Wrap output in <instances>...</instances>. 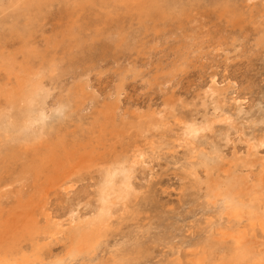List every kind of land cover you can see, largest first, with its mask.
<instances>
[{
	"label": "rangeland",
	"instance_id": "rangeland-1",
	"mask_svg": "<svg viewBox=\"0 0 264 264\" xmlns=\"http://www.w3.org/2000/svg\"><path fill=\"white\" fill-rule=\"evenodd\" d=\"M175 1L182 4V10L172 19L139 20L123 11L115 19H107L109 22H100L99 31L111 32V38L98 35L83 54L74 53L71 60L61 63L62 77L52 84L45 80L50 90L48 107L72 95L61 126L68 141H87L103 122L101 112L114 107L115 124L122 133L119 142L113 140L115 151H131L137 145L149 154L145 163L136 168L132 180L138 197L114 208L110 234L103 235L98 247L88 254L91 261L86 260V264H264V231H259L258 223L253 228L247 221L251 212L264 211V183L258 184L264 162V45L257 44L262 27L257 30L260 20H255L264 2H248L249 6L256 5L251 11L245 6L250 14L234 26L220 15L218 0ZM69 17L62 5L52 4L41 30L30 40L35 45L29 42L30 45L36 46L38 53L51 50L61 57L64 47L52 50L48 42L55 46L61 39L72 24ZM84 17L81 15V19ZM4 41V56L14 55V66L23 62L29 43L24 48L18 39ZM14 78L15 73L0 60V85L11 84ZM84 82L87 88L79 91L78 85ZM211 92L219 98L217 108ZM167 103L176 105L174 111ZM140 117H149L153 122L149 126L141 124ZM204 118L213 121L212 132H204L189 144L182 135V123H200ZM28 150L17 143L4 146L0 141V231L24 204L36 207L37 218L42 217L37 220L43 226L44 214L51 215V222L63 224L73 216L87 217L97 205L96 170L81 176L74 186L65 181L22 186L17 181L18 171L30 155ZM241 158L251 162L253 168L243 167ZM257 158H261L259 162ZM215 159V179L210 180L204 164L199 163L212 164ZM188 167L199 170V179ZM241 175L249 177L248 182L254 179L245 185ZM230 197L232 204L244 208L241 220L227 210ZM55 248L60 250L59 245Z\"/></svg>",
	"mask_w": 264,
	"mask_h": 264
},
{
	"label": "bare ground",
	"instance_id": "bare-ground-1",
	"mask_svg": "<svg viewBox=\"0 0 264 264\" xmlns=\"http://www.w3.org/2000/svg\"><path fill=\"white\" fill-rule=\"evenodd\" d=\"M252 1L254 0H243L241 3L236 0H218L216 5L218 6L220 15L236 26L240 25V23L250 14V11L253 10V7L256 4L252 3L249 6L248 3H251ZM260 1L264 2V0ZM55 3L62 5L67 14H69L70 20L72 19V24L67 26L66 32L62 34V37L58 42H55V46L52 45L54 42H48L50 47H52V50H56V47L59 46L64 47L65 53L62 54L61 57H57V54L53 53L51 50H48L43 54L38 53L36 46L34 47L33 44L30 45L31 42L35 45V42H30V40H33L35 34L41 30V22L44 19L47 9ZM243 3H246V5H243ZM245 6L246 8L247 6L251 7L249 8V12L245 10ZM181 7L182 4L175 0H7L5 4L0 1V60L3 61V64L5 67H8L11 73H15L14 81L11 84L0 85V141L3 142L4 146L10 143H17L18 145L28 148V153H30L29 157L25 159V162L21 165L18 171L17 181L20 182L22 186H26L29 183L39 184L41 181L48 182V184L65 181L73 185L76 181L81 179V176L90 175L92 169H95V172L97 173L96 186L94 189V197L97 205H95L96 207L92 209L87 217L73 216L70 217L68 223L66 221V224H63L62 222H51V215L44 214L46 217V225L43 226L42 223L41 226L38 222L40 220L37 219H41L42 217L40 215L41 218H37L38 211L36 210V207H30V204L20 205L19 207L21 208L16 213V217H11V220L7 221L4 226L5 228L0 231V264H86V260L91 261L89 255L93 248L98 247L103 235H108L109 230L112 228L111 226L113 223L111 224V221L114 208L119 204H124L131 199L138 197L136 196L137 191L135 192L134 185H132V180L136 168L145 163L149 154L146 150L144 151L138 148L137 145H134L131 151L125 150L119 154L115 151V142H113V140L119 142V136H121L122 133L121 128L115 124L116 118L114 114L115 111L113 110L114 107L107 108L101 112L103 122L99 121L101 123L98 125V128L91 133L87 141H68L67 134L62 131L61 126L66 117L67 109L71 104L70 97L72 95L62 100H58L53 107H48L47 100L50 96V90L45 85V80H48L52 84L54 81L62 77L64 70L61 63L64 62L65 59L71 60L74 53L78 55L83 54L84 48L86 46H92L98 39L96 38L98 35L107 38L108 40L111 38V32L99 31L101 30L98 26L100 22L108 21L107 19L109 18L115 19L123 11L133 15L139 20L143 18L155 21L159 19H172L181 12ZM81 15H85V19H81ZM252 16L254 15L251 14L250 18H252ZM256 16L257 18H255V20H260L257 30L262 27L257 44L262 46L264 45V4L257 10ZM89 31H93V34H89ZM118 32L119 34L122 33L120 27ZM6 39H18L24 44V48H26L27 43L30 42L23 55L24 61L17 66H14L16 61L14 55H8L7 58L4 56V40ZM84 83L78 85L77 89L79 91L83 92L84 89L87 88V86L84 87L86 82ZM210 97L214 104L218 103L217 99L219 100V98L218 96H216L217 98L214 97L213 92H211ZM116 102H118V99ZM114 105H116V103ZM217 106H219V103L215 107L217 108ZM167 107L174 111L176 105L174 103H167ZM152 122L153 119H150L149 117H140L139 120V123H144L147 126L151 125ZM182 124V135L184 140L189 144H193L195 139L202 134H205L204 132H212L211 128L213 121L209 118H204L200 123L191 120L189 122H183ZM232 126L233 125L230 127L232 128ZM236 129L238 128L235 127V130ZM180 142L184 141L180 140ZM250 143L251 142H249V144ZM239 156L237 157L239 158ZM244 158L246 159V155ZM247 158L249 159V157ZM261 158L263 159V157ZM245 159L242 161L241 158L243 167L253 168L254 165ZM259 159L258 162L260 161ZM199 165L204 167L203 169L210 180L211 178L215 179L212 174L214 168L217 166L216 159L212 164L200 162ZM222 165L223 164H221V166ZM188 168L191 169V167ZM259 169L260 168H258V170ZM196 171L197 170L193 168L191 174L196 179H199ZM248 171H245V175L248 174H246ZM260 171L261 173H259L262 176L258 178V184L260 183L263 186L264 162H261ZM240 172H242V170ZM239 178L241 177L239 176ZM248 178L249 177L247 176H242L241 180L243 184L247 185L254 179H250L248 182ZM189 179H191V177ZM211 184L213 185V182H211ZM72 185H70V187ZM16 191L19 193V190ZM238 192L237 194L242 195V193L240 194ZM18 195L19 194H17V196ZM251 195H253V193ZM47 196L48 198L46 199L49 200V194ZM15 198V200H17L16 196ZM258 198L259 197H255V199ZM242 199L244 198L242 197ZM226 202H229L228 199ZM230 202L231 205H227L229 214L233 215V217H238L240 218L239 220H241L244 215V208H242L241 204H232L233 201L231 200V197ZM76 204V206H78V203ZM15 209L17 210V208ZM75 209L74 211H76L78 207L76 210ZM41 210L42 208L39 210V213L42 214ZM116 217H118V214ZM248 217L249 220L247 221H250L251 225L254 226L253 228H256L255 224L258 223L260 226L258 227L261 228L259 231L262 230V233L264 231V211L263 213L253 211ZM247 228L246 230L249 229ZM253 235H255V233H253ZM260 236L262 235L260 234ZM239 238L240 237H238L237 240H239ZM27 243L28 245L26 246L25 244ZM57 245L60 247L59 251H55ZM84 246L85 248L82 249Z\"/></svg>",
	"mask_w": 264,
	"mask_h": 264
}]
</instances>
